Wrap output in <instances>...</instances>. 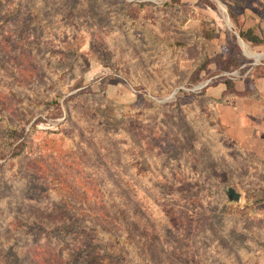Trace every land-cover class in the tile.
Masks as SVG:
<instances>
[{
  "label": "rangeland",
  "instance_id": "374dc122",
  "mask_svg": "<svg viewBox=\"0 0 264 264\" xmlns=\"http://www.w3.org/2000/svg\"><path fill=\"white\" fill-rule=\"evenodd\" d=\"M247 29L264 0H0V264H89L62 250L116 210L143 263L264 264V158L206 95L249 66ZM62 179L106 215L59 214Z\"/></svg>",
  "mask_w": 264,
  "mask_h": 264
},
{
  "label": "trees",
  "instance_id": "16d2710c",
  "mask_svg": "<svg viewBox=\"0 0 264 264\" xmlns=\"http://www.w3.org/2000/svg\"><path fill=\"white\" fill-rule=\"evenodd\" d=\"M239 35L253 44H259L262 42V40L257 36H254L255 34H253L249 29L239 30ZM222 82L225 83L226 89H231L233 87L232 82H229L227 79H223ZM6 128L10 134L18 133V128L12 125H7ZM8 160L12 161L11 159ZM67 164H72L71 160ZM72 181L73 180L68 182L67 180L64 181V179H62L64 187L69 195L65 196V203L61 202L56 205L57 212L62 214L66 209H69V211H74V213H88L86 216H96L97 213L104 215V209L100 208L102 205L101 201L103 200V196L99 195L101 194V188L99 186L92 187V185H88L82 181H80L81 184L78 185ZM78 186L82 191L76 193L77 189H79ZM93 193H96L97 195L93 197ZM96 209L99 212L96 213ZM109 211L112 212V208H110ZM115 212L117 215V210ZM116 215L114 214L113 218L110 219L113 222V225L109 226V229L106 231H102L101 229L96 231L94 228L95 226H88L82 230L83 232L88 230V232L85 231L88 236L84 235L86 233H83L82 231V233H77L75 237L72 238L70 245L71 248L66 246L67 248L62 250L65 260L69 258L70 260L75 261L81 256L82 260L89 262V264H136L134 263L135 261L138 264H152L147 260L143 263L141 258V260H139L140 256L137 254L138 248L135 246L133 241H130L128 237L129 233L126 230L125 225L123 222L116 219ZM65 219L70 220L72 218H63L64 221ZM44 235L47 236L48 239L50 238L48 232H45ZM86 238H90L89 244H85ZM140 240L141 239L137 237L136 242L141 243ZM50 255L55 259L53 260L56 263L63 258V255H61L57 249L51 250ZM129 257H133V261H131Z\"/></svg>",
  "mask_w": 264,
  "mask_h": 264
},
{
  "label": "crops",
  "instance_id": "0c3cea01",
  "mask_svg": "<svg viewBox=\"0 0 264 264\" xmlns=\"http://www.w3.org/2000/svg\"><path fill=\"white\" fill-rule=\"evenodd\" d=\"M249 48L252 53L246 70L237 71L233 92L219 81L206 89V95L217 99L219 119L227 135L258 157L264 158V38ZM243 64L241 67H244ZM258 68H261L258 70ZM262 71V72H261Z\"/></svg>",
  "mask_w": 264,
  "mask_h": 264
},
{
  "label": "water",
  "instance_id": "95a60500",
  "mask_svg": "<svg viewBox=\"0 0 264 264\" xmlns=\"http://www.w3.org/2000/svg\"><path fill=\"white\" fill-rule=\"evenodd\" d=\"M227 194L230 200H238L240 197V193L235 191L233 187L227 188Z\"/></svg>",
  "mask_w": 264,
  "mask_h": 264
}]
</instances>
